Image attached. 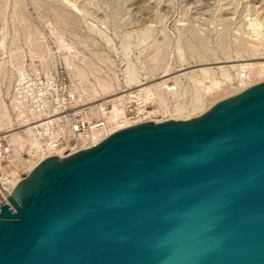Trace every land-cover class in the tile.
I'll return each instance as SVG.
<instances>
[{"label":"water","instance_id":"1","mask_svg":"<svg viewBox=\"0 0 264 264\" xmlns=\"http://www.w3.org/2000/svg\"><path fill=\"white\" fill-rule=\"evenodd\" d=\"M8 198L0 264H264V80L49 156Z\"/></svg>","mask_w":264,"mask_h":264},{"label":"rangeland","instance_id":"2","mask_svg":"<svg viewBox=\"0 0 264 264\" xmlns=\"http://www.w3.org/2000/svg\"><path fill=\"white\" fill-rule=\"evenodd\" d=\"M21 56L112 120L187 119L239 88L228 79L242 63L264 61V0H0V103Z\"/></svg>","mask_w":264,"mask_h":264},{"label":"built area","instance_id":"3","mask_svg":"<svg viewBox=\"0 0 264 264\" xmlns=\"http://www.w3.org/2000/svg\"><path fill=\"white\" fill-rule=\"evenodd\" d=\"M232 88L254 80L250 69L228 79ZM6 102L0 114V204L7 201L16 185L44 159L67 157L93 147L113 132L127 127L125 117L111 120L105 102L89 101L67 75L48 70L26 56L12 65ZM165 118V119H163ZM170 119L167 114L161 121ZM155 121V120H153ZM160 122V121H156ZM101 131L99 135L96 132Z\"/></svg>","mask_w":264,"mask_h":264},{"label":"bare ground","instance_id":"4","mask_svg":"<svg viewBox=\"0 0 264 264\" xmlns=\"http://www.w3.org/2000/svg\"><path fill=\"white\" fill-rule=\"evenodd\" d=\"M263 59H264V57H262ZM253 59V58H252ZM255 59H256V57H255ZM246 60V59H245ZM249 60V59H248ZM239 65V64H238ZM242 65V68H243V70H242V72H241V70H240V77H241V75L244 73L245 74V71H246V69L247 68H251L250 70L252 71V73H253V76H254V80L255 81H263L264 80V61H252V62H246V63H242L241 64ZM233 66V65H232ZM235 66V65H234ZM237 66V65H236ZM224 68V67H223ZM225 68H226V66H225ZM224 68V69H225ZM200 69H202V70H204V71H206V70H208L209 68L208 67H203V68H200ZM227 69V68H226ZM222 72V71H221ZM227 72V71H226ZM239 72V71H238ZM183 74V73H182ZM194 74V73H193ZM227 75V74H226ZM175 78L176 79H178L179 78V75L178 76H175ZM170 78H167V79H164V80H162L161 82H159L158 84H163V83H165L167 80H169ZM248 82H245V83H243L242 84V86H239V88L236 90V91H234L232 94H230V95H233V94H235V93H239V92H241L243 89H245L246 87H248ZM8 86H9V89H10V85L8 84ZM168 87V86H167ZM169 88V87H168ZM164 89H167V88H164ZM229 96V95H228ZM227 97V96H226ZM224 98V97H223ZM214 102L215 101H213L212 103L214 104ZM0 105H1V107H2V109L4 110V112H5V115H7V114H9L8 112H7V106H6V102H5V100H3L1 103H0ZM199 105H201L200 103L197 105V106H199ZM209 105V104H208ZM211 105V104H210ZM212 106V105H211ZM211 106H208L209 108L211 107ZM207 107V106H206ZM208 108V109H209ZM207 109V108H206ZM205 109V110H206ZM207 109V110H208ZM205 110H204V112H205ZM6 112H7V114H6ZM202 114V113H201ZM181 119V118H179V117H176V119ZM113 118H111V120H112ZM171 119V118H170ZM173 119H175V118H173ZM126 122L123 124V125H129V124H131V123H134L135 121H133V120H125ZM141 121V120H140ZM148 121V120H147ZM136 122H137V120H136ZM137 123H139V121L137 122ZM3 125V124H2ZM102 132L101 131H98V132H96V136L97 135H99V134H101Z\"/></svg>","mask_w":264,"mask_h":264}]
</instances>
